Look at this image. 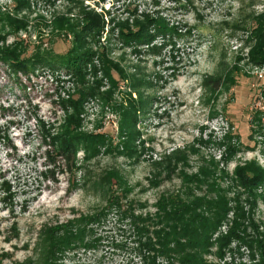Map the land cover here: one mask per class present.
Listing matches in <instances>:
<instances>
[{
  "label": "rangeland",
  "instance_id": "rangeland-1",
  "mask_svg": "<svg viewBox=\"0 0 264 264\" xmlns=\"http://www.w3.org/2000/svg\"><path fill=\"white\" fill-rule=\"evenodd\" d=\"M262 17L264 0H0V53L57 64L15 76L0 63L2 264H145L125 209L155 214L162 197L185 194L229 202L208 262L264 264V181L240 186L246 168L264 175ZM95 18L103 29L92 35ZM140 24L153 40L126 44ZM70 51L88 60L79 75L66 68ZM69 122L103 138L102 152L59 155L44 127L53 135ZM114 170L121 209L103 176ZM81 218L83 243L46 260L41 231ZM236 222L242 239L217 254Z\"/></svg>",
  "mask_w": 264,
  "mask_h": 264
},
{
  "label": "trees",
  "instance_id": "trees-1",
  "mask_svg": "<svg viewBox=\"0 0 264 264\" xmlns=\"http://www.w3.org/2000/svg\"><path fill=\"white\" fill-rule=\"evenodd\" d=\"M10 22L13 23L11 19ZM91 23L90 34L96 35L103 29L102 21L98 18L92 20ZM256 23L257 28L254 31L259 40L256 50L259 55L258 57L256 55V58L264 62V18H258ZM15 26L17 27L18 25ZM149 27L148 25L142 28L140 24L139 27H136L138 30L123 33L122 39L126 44H143L152 41L153 37L147 31ZM164 29H167V27H159L160 32L167 33L168 29ZM24 56L23 51L22 53H17L16 51L0 53V63L8 66L9 73L15 76L17 74H29L31 71L30 66L32 65L50 64L51 66H57L55 62H51L48 55L44 57L35 55L31 59ZM64 56L66 68L76 75L83 72V66L88 62L85 55H78L75 51H70ZM59 59L64 63L63 58ZM16 81H18L17 78ZM41 124L45 125L42 122ZM73 125L74 123L69 122L64 132L53 135L49 129H46V126H43L48 133V137L51 139V144L56 151L59 150V155H65L68 161L73 162L77 152L82 148L81 146H84L85 152L89 153V144L90 155L88 154L87 156L93 158L99 155L104 148L101 144L103 138H99L100 141H98L94 137L83 136L72 129ZM110 150V148H106L105 151L108 153ZM73 168H76V166L74 165ZM247 169L240 171V186L246 190L253 191L255 187L263 183L264 175L257 169ZM103 176L108 179L109 192L111 194L108 199L110 207L117 206L121 209L120 203H122L125 194L123 176L119 170H114L113 173L106 172ZM206 182L207 180L202 182L201 180L196 181V183L201 184ZM136 209L131 204L128 205L124 213L129 217L134 226L135 236L138 241V248L135 251L140 257H143L145 264H162L158 263L160 259L167 260L169 264H214L208 262L207 258L215 245L212 242L213 235L229 211V202L224 195H218L216 199L211 200L208 198L192 197L186 194L164 196L157 203L155 214H136ZM100 216L102 215H96L93 222L100 219ZM82 221L83 218L69 221L66 224H57L50 229L47 228L41 231L42 243L46 244L48 251L46 252V260L49 259L50 255H56V252L63 247L71 248L78 243H83L82 241L76 243V240L79 239V234L84 236L83 227L85 226L79 228L83 224H81ZM89 222H92V220ZM241 228L242 224L236 222L230 234L219 240L218 245L220 248L217 254L221 255L223 249L227 248L234 239H242L240 234L242 232ZM2 258L0 256V264H2Z\"/></svg>",
  "mask_w": 264,
  "mask_h": 264
}]
</instances>
